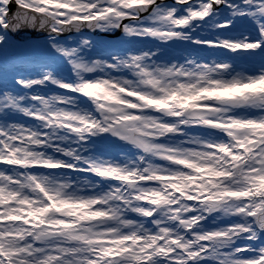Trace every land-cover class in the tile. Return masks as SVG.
Returning <instances> with one entry per match:
<instances>
[{
  "label": "snow or ice",
  "instance_id": "6c2138e0",
  "mask_svg": "<svg viewBox=\"0 0 264 264\" xmlns=\"http://www.w3.org/2000/svg\"><path fill=\"white\" fill-rule=\"evenodd\" d=\"M85 28L185 44L93 59L60 39ZM26 29L38 73L0 62V264H264V0H0V57ZM105 134L125 148L93 154Z\"/></svg>",
  "mask_w": 264,
  "mask_h": 264
},
{
  "label": "rangeland",
  "instance_id": "374dc122",
  "mask_svg": "<svg viewBox=\"0 0 264 264\" xmlns=\"http://www.w3.org/2000/svg\"><path fill=\"white\" fill-rule=\"evenodd\" d=\"M166 3L167 4H173L170 1L166 2ZM113 31H110V32H113ZM81 36H84V37H87L90 39H94L97 42L98 49H93L89 53V55L93 59L101 58L98 55H92L91 54V52H94V50H96V51H98L99 49H108V50L123 49V50H127V48H129V47H134L137 50H140V49L147 50L148 48L155 50V48L157 46L160 47L161 50L163 51V57L162 58L166 59L169 56V54H171V51L169 49L170 46H168V45L176 44V42L170 41V42H168L170 44L166 45L165 43H162V42H160L156 39H153V38L127 37L123 31L118 37H109L106 34L93 35L91 33L81 32V33H76L73 35H67V36L61 37L60 39L67 41V40H69V38H72L73 40L78 41L81 38ZM44 39H46V37L30 38V39H27L25 41H17L13 38V40L16 41L19 45H21V47L10 52L8 56L0 57V62L17 61L18 63H17L16 69H15L16 71L24 73V74H37L39 71V69L37 67L39 58L35 55V50L33 48L29 47V45H31L33 42L43 41ZM182 44L184 45L185 42H182ZM118 47H120V48H118ZM164 55H166V57ZM214 58H215L214 55H209V57H208L209 60L214 59ZM238 63L241 65H244V64H247L249 62L246 59H241L238 61ZM30 67H32V69L29 70ZM63 67L67 68L68 74L71 75L70 67L67 66L66 64ZM0 70H2V69H0ZM237 70L239 71L241 69L238 68ZM114 74L120 75L122 73H114ZM124 74H126V73H124ZM96 75H99V73H97ZM52 87L54 88V90L44 91L41 89V91L44 92L45 94H51L52 92L63 91V90L56 88L55 86H52ZM20 91L23 92L25 90L21 88ZM96 139H97V144H96V148L93 151V154H99V153L103 152L106 145H113L114 151H116V152L125 148L124 145L120 144L118 141H116V139L110 138L107 134H105L103 139H100V138H96ZM126 154L130 155V156L134 155L133 152H128ZM113 155H115L116 158H120L119 153H113Z\"/></svg>",
  "mask_w": 264,
  "mask_h": 264
},
{
  "label": "water",
  "instance_id": "95a60500",
  "mask_svg": "<svg viewBox=\"0 0 264 264\" xmlns=\"http://www.w3.org/2000/svg\"><path fill=\"white\" fill-rule=\"evenodd\" d=\"M11 7H12L13 9H15V8H16V5L13 3V4L11 5ZM145 14H147V13H145ZM83 30L91 31V30H89V29H87V28H85V29H83ZM121 30H122V28H121V29H117V31H116L115 33L111 34V35H118V34H120ZM24 32H29L30 34H29V35H26V34H24ZM91 32L99 33L98 30H96V31H91ZM69 33H72V32H69ZM66 34H68V33H65V34H63V35H66ZM12 35H14V37H16V38H18V39H25V38L32 37V36L35 37V36H43V35H47V33H45V32H37V31H32V30H27V29H26V30L20 31V32H18V33H12Z\"/></svg>",
  "mask_w": 264,
  "mask_h": 264
}]
</instances>
